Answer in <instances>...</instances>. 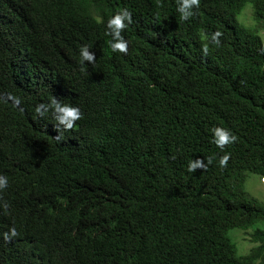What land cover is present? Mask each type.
<instances>
[{
	"label": "trees",
	"instance_id": "trees-1",
	"mask_svg": "<svg viewBox=\"0 0 264 264\" xmlns=\"http://www.w3.org/2000/svg\"><path fill=\"white\" fill-rule=\"evenodd\" d=\"M248 3L253 29L238 20ZM177 8L0 0V264H264V227L244 255L229 236L264 221L245 189L248 172L264 178V0H200L188 20ZM122 9L127 53L107 28ZM52 97L80 107L71 130L36 113ZM216 126L237 136L223 151Z\"/></svg>",
	"mask_w": 264,
	"mask_h": 264
},
{
	"label": "clouds",
	"instance_id": "clouds-1",
	"mask_svg": "<svg viewBox=\"0 0 264 264\" xmlns=\"http://www.w3.org/2000/svg\"><path fill=\"white\" fill-rule=\"evenodd\" d=\"M178 8L177 11L180 13L183 20L190 19L194 14V10L199 8L200 0H177ZM133 23V13L128 9H122L117 11L107 21V28L109 34L112 36L113 40L111 43V49L114 52L127 53L128 52V41L122 35L123 30ZM223 33L219 30L211 34V40L219 45L221 43L220 37ZM209 47L208 44H204L203 52L205 55L208 54ZM96 61L95 53L90 50L88 45H83L80 47V63L91 62L94 64ZM36 113L41 117L47 115L49 111L52 112V115L57 122L59 127H62L65 130H71L76 121L80 120L82 117V112L79 106L72 104H64L57 97H52L49 103H42L36 107ZM213 134V143L220 148L222 151L229 144L235 143L237 141V136L232 133L231 130L222 127L216 126L212 130ZM57 140L61 139V133L56 137ZM230 155L225 153L219 159V167L225 168L228 165ZM207 161V163L205 162ZM213 163V157L208 156L204 158H196L188 163V171L195 172L198 168L206 170L209 165ZM8 187L7 177L0 175V190L6 189ZM18 235L15 227H12L9 232L4 234V239L11 241L13 237Z\"/></svg>",
	"mask_w": 264,
	"mask_h": 264
},
{
	"label": "rangeland",
	"instance_id": "rangeland-1",
	"mask_svg": "<svg viewBox=\"0 0 264 264\" xmlns=\"http://www.w3.org/2000/svg\"><path fill=\"white\" fill-rule=\"evenodd\" d=\"M238 20L251 29L257 27V23L254 18V10L251 3L246 4L242 12L238 15ZM260 34L264 36V31L261 30ZM245 189L251 195L264 202V178L259 177L253 172H248L245 182ZM263 227L264 221H259L248 229L232 228L229 230V236L237 245L238 254L244 255L250 251V249L255 245V243L250 239V233L258 228Z\"/></svg>",
	"mask_w": 264,
	"mask_h": 264
}]
</instances>
